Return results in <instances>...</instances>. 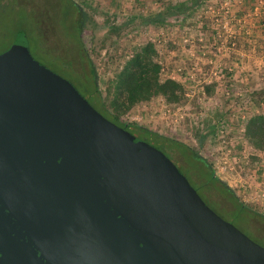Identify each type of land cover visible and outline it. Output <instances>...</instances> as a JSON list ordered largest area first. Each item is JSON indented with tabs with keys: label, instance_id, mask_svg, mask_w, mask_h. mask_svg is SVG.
Segmentation results:
<instances>
[{
	"label": "water",
	"instance_id": "1",
	"mask_svg": "<svg viewBox=\"0 0 264 264\" xmlns=\"http://www.w3.org/2000/svg\"><path fill=\"white\" fill-rule=\"evenodd\" d=\"M0 264H264V247L20 35L0 53Z\"/></svg>",
	"mask_w": 264,
	"mask_h": 264
},
{
	"label": "rangeland",
	"instance_id": "2",
	"mask_svg": "<svg viewBox=\"0 0 264 264\" xmlns=\"http://www.w3.org/2000/svg\"><path fill=\"white\" fill-rule=\"evenodd\" d=\"M82 1L109 15L118 25L128 23L110 52L101 61V88L105 90L117 67L129 59L135 48L142 47L147 41H153L161 55L164 77L175 75L179 81L185 82L188 99L184 105L176 106L169 112V107L164 105L165 100L160 96L147 104L137 105L135 110L138 109L142 113L143 123L193 145L194 141L188 138L190 133H194L198 128L205 129L204 127L210 124L216 126L217 132L210 136L211 142L206 152L208 159L213 163L215 171L233 184L239 199L262 216L258 213L250 214L246 209L241 211L224 187L212 184L215 180L210 177L208 170L202 174L200 184L193 180L190 171L195 168L196 163L189 158L188 153H177V159H173L166 152V144L156 141L155 146L168 154L216 213L264 247V152L254 150L243 137L241 127L242 121L259 109L251 98L252 91L264 89V67L254 70L255 67L249 60L250 57H258L264 52V0L259 4L257 13L254 11L259 0H251V3H245L249 0H233L231 9L234 19L229 26L236 32L231 36L223 27V22L220 27L214 28V13L209 10L210 5L220 6L224 0H207L182 23H171L167 26H146L140 21V17L162 10L158 0ZM179 1L184 0H166V3ZM19 3L14 16L5 17L0 12V51L12 43L18 29H23L27 33L34 57L70 80L95 108L100 109L91 96V77L86 73L82 77L74 69L65 68L60 50H46L37 34L36 23L27 11L30 4L46 13L48 24L52 27L51 43L69 44L71 47L68 50V61H72L73 65L79 68L76 34L73 29L69 30L65 26V18L61 16L63 0H59V8L57 0H21ZM243 17L245 22H240ZM197 33H204L202 42L197 39ZM222 41L224 45H221ZM232 42L235 43L234 46ZM243 48L246 49L247 55L249 51H253L255 55L245 56V60L250 64L239 70L228 63L237 64L239 58H236V53L230 54V58L226 53ZM66 52L67 49L63 50L62 54L65 55ZM179 67L182 72L177 73ZM239 78L245 80L239 81ZM206 83L216 84L213 95L204 92L203 86ZM209 180L212 181L211 184L208 183ZM205 185L211 188L207 196ZM234 207H237L236 211L225 210ZM237 211L243 215L236 216Z\"/></svg>",
	"mask_w": 264,
	"mask_h": 264
},
{
	"label": "trees",
	"instance_id": "3",
	"mask_svg": "<svg viewBox=\"0 0 264 264\" xmlns=\"http://www.w3.org/2000/svg\"><path fill=\"white\" fill-rule=\"evenodd\" d=\"M158 1H160L162 10L152 15L140 17L143 25L167 26L171 23H182L187 17L201 8L207 0H184L177 3H166V0ZM248 2L251 3L252 1H245V3ZM127 24L121 23L114 26V31L118 37ZM160 57L161 55L153 41H147L142 47L135 48L129 59L118 66L113 77L108 80L106 91L99 85L93 86V92L96 95L94 100L100 107V109H96L113 122L154 146L156 141H161L166 145L175 146L184 151L183 144L178 139L172 138L146 123L137 121H129L128 123L123 118L126 113L135 110L137 105L147 104L155 97H162L167 105L171 107H179L187 102L188 96L185 82L171 77H164L163 64ZM203 89L207 95H213L216 84L206 83ZM251 98L259 106V109L242 121V135L255 151L264 152V89L252 91ZM204 128L206 130L198 128L194 133L205 137L206 135L214 136L217 132V128L213 124ZM192 158L195 161H199L203 166L209 167L210 177L215 182L219 181L214 175L215 168L212 162L210 165L197 154H193ZM208 183L211 184L212 181L209 180ZM212 184L214 185L215 183ZM226 190L230 192V189ZM237 207L240 210L246 209L251 212L250 214L258 213L262 216L261 213L245 202L238 203Z\"/></svg>",
	"mask_w": 264,
	"mask_h": 264
},
{
	"label": "flooded vegetation",
	"instance_id": "4",
	"mask_svg": "<svg viewBox=\"0 0 264 264\" xmlns=\"http://www.w3.org/2000/svg\"><path fill=\"white\" fill-rule=\"evenodd\" d=\"M19 2H21V0H0V12H2L5 17H11V15L14 16V13H16L18 9V4H20ZM63 2L64 5H61V16L65 18V26H67L69 30L73 29L76 34L75 45L77 46V55L79 57L80 67H75L72 61H68V57L70 56V52L68 50L71 47L69 46V44L66 43L64 45L51 43L52 27L50 24H48V18L46 16V13H44L42 9H38V7L31 6L29 4V6L27 7V11L29 13V16L32 17L33 21L36 23L37 34L39 36V39L41 40L42 45L45 46L48 52L53 50L61 51V60L65 68L74 69L76 73H78L82 77H84L86 73L91 77L94 87L98 85L101 86V61L103 57L110 52L112 46L118 38L116 32L114 31V26L118 24L114 20H112L109 15L101 13L92 4L86 3L82 0H63ZM56 4L57 8H59V0H57ZM20 35L25 36L28 41L27 33L23 29L17 30L14 40ZM14 40L12 41V43L14 42ZM11 44L7 48H9ZM7 48L0 51V53L5 51ZM65 49H67V52L65 55H63L62 51ZM91 96H93L94 99L96 97L93 91L91 92ZM188 138L192 139L195 144L193 145L191 143L183 141L182 139L175 138L183 144L182 147H184L185 150L181 151V149L175 146L172 147L170 145H167L166 152L170 154L173 159L176 158L175 155L177 153H188L190 155L189 158H192L193 154H197L211 165V161L208 159L206 154L210 146L211 137L207 135L205 137H202L196 135L195 133H190ZM168 154L166 155L168 156ZM194 162L196 163V165L195 168L190 171V175L193 177V180L200 184V179L202 177L200 176L201 173H204L206 170H208L209 172L210 168L203 166L199 161L194 160ZM214 185L229 189L220 181L215 182ZM210 189L211 188L209 186L205 185L204 191L206 196L207 192H209ZM228 193L234 200L236 206L238 203H242L236 192L230 190V192L228 191ZM236 208L234 207L232 209L225 210H230L233 212L237 210ZM235 213L236 216L243 215L238 214V211Z\"/></svg>",
	"mask_w": 264,
	"mask_h": 264
},
{
	"label": "built area",
	"instance_id": "5",
	"mask_svg": "<svg viewBox=\"0 0 264 264\" xmlns=\"http://www.w3.org/2000/svg\"><path fill=\"white\" fill-rule=\"evenodd\" d=\"M262 0H259L258 3H256L255 5V13H257L256 11L258 10V6L259 4H262ZM232 3H234L233 0H224L222 2V4L220 6H217V5H210L209 7V10L210 12L212 11L214 14H213V24H214V28L215 27H220L222 22H223V27L227 30V32L229 33V35H233L236 31H233L231 29V27L229 26L230 22L234 19L233 15H232V12L233 10L231 9V5ZM225 20V21H223ZM245 18H241L239 21L240 22H245ZM203 34L204 33H197V39L199 40V42H202L204 40V37H203ZM224 45V41L221 42V45ZM235 43L232 42V46H234ZM222 47V46H221ZM230 48V47H229ZM222 49V48H221ZM232 49V48H230ZM182 68H177V73H180L182 72L181 71ZM168 77H171L173 79H176L179 81L178 78H176L175 75H168ZM241 81V80H239ZM238 81V82H239ZM164 105H166L167 107H169L167 110V112H169L170 110H173L172 108L176 107V106H169L167 105L166 102H164ZM124 119L127 120V121H137V122H142V119H143V116H142V113H140V111L137 109V110H133L131 112H128L124 115Z\"/></svg>",
	"mask_w": 264,
	"mask_h": 264
},
{
	"label": "crops",
	"instance_id": "6",
	"mask_svg": "<svg viewBox=\"0 0 264 264\" xmlns=\"http://www.w3.org/2000/svg\"><path fill=\"white\" fill-rule=\"evenodd\" d=\"M253 51H249V53H248V55H247V51H246V49H235V51L233 52V51H228V53H226V55L230 58V54H232V53H236V55H237V57L236 58H239V60H238V62H237V64H235V63H233V62H228V63H230L229 65H233L234 67H237L239 70L241 69H245L247 66H248V64H250V63H247V62H249L248 60L246 61L245 60V56H250L251 54L254 56L255 54L254 53H252ZM251 55V56H252ZM228 58V59H229ZM251 59H249L251 62H252V64H253V67H255V69L254 70H256V69H259V70H261L262 69V67H264V52H263V54H261L260 56H254V58H252V57H250ZM253 59V60H252ZM231 61V60H230ZM232 63V64H231ZM240 64V65H239ZM250 68V67H249ZM258 79H260V78H258ZM239 80H245V78L244 79H240L239 78Z\"/></svg>",
	"mask_w": 264,
	"mask_h": 264
}]
</instances>
